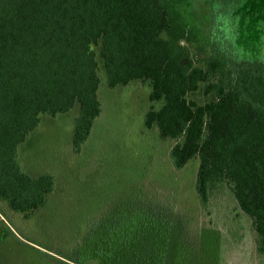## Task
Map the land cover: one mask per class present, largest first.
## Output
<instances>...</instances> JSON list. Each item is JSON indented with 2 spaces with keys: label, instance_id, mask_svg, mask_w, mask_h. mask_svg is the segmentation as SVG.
Wrapping results in <instances>:
<instances>
[{
  "label": "trees",
  "instance_id": "trees-1",
  "mask_svg": "<svg viewBox=\"0 0 264 264\" xmlns=\"http://www.w3.org/2000/svg\"><path fill=\"white\" fill-rule=\"evenodd\" d=\"M194 1L0 0V203L25 217L44 205L54 176L24 172L18 147L42 116L77 107L71 146L80 152L101 113L99 58L109 88L150 87L145 127L174 141L175 169L198 158L202 204L219 184L230 187L264 255V0H205L208 35L187 20ZM132 191L98 218L78 254L186 264L173 218Z\"/></svg>",
  "mask_w": 264,
  "mask_h": 264
},
{
  "label": "rangeland",
  "instance_id": "rangeland-1",
  "mask_svg": "<svg viewBox=\"0 0 264 264\" xmlns=\"http://www.w3.org/2000/svg\"><path fill=\"white\" fill-rule=\"evenodd\" d=\"M210 14L205 0H195L185 12L205 35ZM189 49L192 54L194 48ZM97 61L101 113L80 152L71 146L77 107L42 116L18 147L21 169L30 175L51 173L55 187L27 217L0 203V264H100L93 256L83 260L78 254L83 237L133 189L173 218L186 264H264L250 219L230 187L219 184L202 204L195 190L198 158L175 169L169 156L174 141L161 139L156 127H145L150 87L132 81L109 88L102 61Z\"/></svg>",
  "mask_w": 264,
  "mask_h": 264
}]
</instances>
